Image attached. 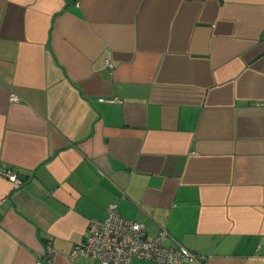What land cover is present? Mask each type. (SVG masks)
<instances>
[{"label":"crops","instance_id":"1","mask_svg":"<svg viewBox=\"0 0 264 264\" xmlns=\"http://www.w3.org/2000/svg\"><path fill=\"white\" fill-rule=\"evenodd\" d=\"M111 202L264 264V0H0V264H100L68 253Z\"/></svg>","mask_w":264,"mask_h":264},{"label":"built area","instance_id":"2","mask_svg":"<svg viewBox=\"0 0 264 264\" xmlns=\"http://www.w3.org/2000/svg\"><path fill=\"white\" fill-rule=\"evenodd\" d=\"M106 64L111 66L109 60ZM10 101H19L20 96L13 90ZM102 99V98H101ZM117 100V99H116ZM21 179L14 178L15 183ZM168 237L166 229L161 228L155 235L150 236L142 223L123 217L116 202L107 205L106 216L102 219L91 218L87 223V235L68 253L70 260L83 257H95L100 264H131L133 259H149L165 264H190L201 259V256L180 244L165 245ZM53 249L46 244L40 258L34 264H50Z\"/></svg>","mask_w":264,"mask_h":264}]
</instances>
